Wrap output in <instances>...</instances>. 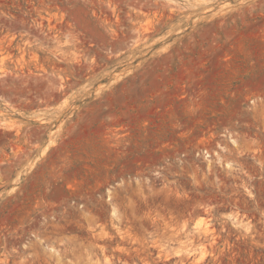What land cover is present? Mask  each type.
<instances>
[{
  "label": "rangeland",
  "instance_id": "1",
  "mask_svg": "<svg viewBox=\"0 0 264 264\" xmlns=\"http://www.w3.org/2000/svg\"><path fill=\"white\" fill-rule=\"evenodd\" d=\"M0 264H264V0H0Z\"/></svg>",
  "mask_w": 264,
  "mask_h": 264
}]
</instances>
